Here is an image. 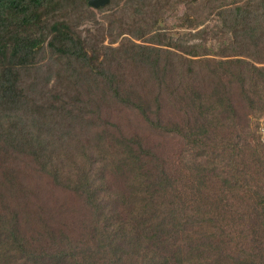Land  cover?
<instances>
[{
	"label": "trees",
	"instance_id": "1",
	"mask_svg": "<svg viewBox=\"0 0 264 264\" xmlns=\"http://www.w3.org/2000/svg\"><path fill=\"white\" fill-rule=\"evenodd\" d=\"M88 2L0 0V264H264V0Z\"/></svg>",
	"mask_w": 264,
	"mask_h": 264
},
{
	"label": "rangeland",
	"instance_id": "2",
	"mask_svg": "<svg viewBox=\"0 0 264 264\" xmlns=\"http://www.w3.org/2000/svg\"><path fill=\"white\" fill-rule=\"evenodd\" d=\"M247 0H228L229 3H238V4H243L244 2H246ZM124 3L123 2H118V3H112L111 5H104L102 9L100 10H96L95 12V19L96 20H90L87 21L85 24H83L80 29L83 31H86L87 29H91V32H93L92 34L95 35L96 39L98 38V27L101 29H104V33L108 36V38L105 39L104 38H100V41L104 42L106 45L110 44L113 47H119V42L120 41H115V42H110V31L111 29L114 30H118V24L113 25L114 21H118V16L121 15L122 12L117 13L115 19H114V13L116 12V10H120V8L122 7ZM185 6L182 4L181 6L178 7V9L175 10H168L167 12L164 13L163 15V20L159 22V25L161 26V28H163L164 30H168L169 31V35H171L173 38L179 40L181 39L185 34L191 33L194 34V32L197 30V28L194 29H186V27H182L181 23V16L184 12ZM209 13V12H208ZM192 18H194L195 16H193V14H191ZM208 17L207 13L206 16L204 17V19H206ZM207 25L209 26V28H213L214 25L216 23H218V18L214 15L209 16L207 19ZM97 22V23H95ZM97 24H100L99 26ZM205 27V26H204ZM200 28H203L200 27ZM104 34V35H105ZM116 34V33H115ZM188 36V35H187ZM208 37V41L209 43L211 42H216V40L213 39L212 35L207 36ZM187 38V37H186ZM197 39L200 40V38H194L191 40V42L193 41H197ZM214 40V41H213ZM138 42H141L140 40ZM103 43V44H104ZM104 44V45H105ZM103 59V58H101ZM115 64V63H114ZM261 66V65H260ZM253 121L258 123V134H260V139L261 141L264 143V115L257 117L256 119L254 118ZM104 194L102 193V196ZM2 203V202H1ZM83 209H85V207H82ZM39 253V252H38Z\"/></svg>",
	"mask_w": 264,
	"mask_h": 264
},
{
	"label": "water",
	"instance_id": "3",
	"mask_svg": "<svg viewBox=\"0 0 264 264\" xmlns=\"http://www.w3.org/2000/svg\"><path fill=\"white\" fill-rule=\"evenodd\" d=\"M89 5L95 9L99 7H103L104 5L109 3V0H89Z\"/></svg>",
	"mask_w": 264,
	"mask_h": 264
}]
</instances>
